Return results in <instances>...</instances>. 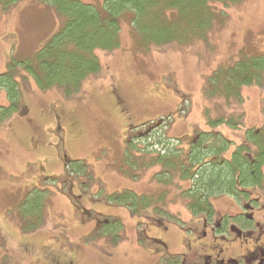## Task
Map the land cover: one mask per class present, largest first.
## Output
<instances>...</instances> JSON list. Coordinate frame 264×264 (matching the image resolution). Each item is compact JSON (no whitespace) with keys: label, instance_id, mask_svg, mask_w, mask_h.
Returning a JSON list of instances; mask_svg holds the SVG:
<instances>
[{"label":"rangeland","instance_id":"374dc122","mask_svg":"<svg viewBox=\"0 0 264 264\" xmlns=\"http://www.w3.org/2000/svg\"><path fill=\"white\" fill-rule=\"evenodd\" d=\"M76 1L103 10L102 0ZM10 2L0 0V75L10 70L23 90L17 113L0 127V264H181L188 240L210 238L220 260L242 264L238 257L252 245L264 246L261 191H251L256 201L249 209L229 198L210 200L218 216H253L255 235L244 240L234 231L231 239L211 232L219 220L201 223L203 215L191 214L184 195L189 181L178 164L196 133L221 134L230 152L248 130L264 126V74L236 86L237 94L228 80L235 63L264 55V0L227 8L207 40L162 47L142 48L126 13L119 18V47L94 51L100 70L69 93L40 89L26 70L27 63L38 68L36 56L61 19L38 0ZM7 104L0 89V106ZM236 119L241 123L232 126ZM147 134L155 138L142 137ZM165 137L181 150L178 159L158 160ZM64 169L85 184L78 209L59 192ZM124 192L136 195L132 208L122 204ZM111 195L120 198L108 203ZM36 196L45 199L42 217H28L22 204ZM144 230L163 239L161 251L149 246L155 244Z\"/></svg>","mask_w":264,"mask_h":264},{"label":"trees","instance_id":"16d2710c","mask_svg":"<svg viewBox=\"0 0 264 264\" xmlns=\"http://www.w3.org/2000/svg\"><path fill=\"white\" fill-rule=\"evenodd\" d=\"M38 1L58 15L62 25L36 56L38 68L27 63L26 70L40 89L57 88L69 93L72 87L78 90L88 76L100 70L94 51L110 52L119 47V18L126 13L132 15V31L142 48L151 45L162 47L183 44L194 38L207 40L215 24L225 18L227 8L244 0H102L103 10L76 0ZM263 74L264 55H260L235 63L228 80L237 94L236 86L258 82ZM0 89L8 99L6 107L0 106L1 127L17 113L23 87L9 70L0 75ZM238 122L241 123L236 119L232 126H237ZM194 136L184 161L178 163L183 179L189 181L184 195L191 214L211 219L214 214L212 198L223 197L237 204H253L256 200L249 199L251 191H261L264 195V126L248 130L241 144L230 152V142L219 133L199 132ZM159 144L162 148L159 161L180 157V150L173 143H167L163 138ZM170 163L174 165V161ZM169 168L173 169V166ZM76 174L82 175L81 172ZM82 184L81 181L79 186ZM122 197V204L131 208L137 199L132 192H124ZM117 198L120 196L111 195L107 201L115 203ZM44 201V196L32 197L22 204V208L28 217H42L43 206L41 204L39 208V205ZM30 209L33 214H30ZM222 223L225 230L228 229L222 233L227 232L231 239H234L231 236L234 231L242 233L244 240L255 235L256 223L241 214L225 216ZM190 230L194 232V229Z\"/></svg>","mask_w":264,"mask_h":264},{"label":"flooded vegetation","instance_id":"af4514ba","mask_svg":"<svg viewBox=\"0 0 264 264\" xmlns=\"http://www.w3.org/2000/svg\"><path fill=\"white\" fill-rule=\"evenodd\" d=\"M55 118H56V120H55ZM55 118H54V120H55L54 127L57 131H59L60 125H61V124H59V117L56 115ZM59 185H60L59 192L63 193V194H61L62 196H66L69 199V202L71 203V205L75 209H78L79 207L82 206V205H80V200H81V197L83 196L84 193H83V191L80 190L79 183L76 182L73 178L68 177L67 173L65 171H63V177L60 180ZM76 201H77V203H76ZM242 204L244 205V207H246V209H249L251 206V204H247L245 202H242ZM258 206H260L259 203H258ZM80 212H81L80 214H82V215H85L84 213H86V211L83 208H80ZM239 214H241L243 217H248L249 219H252L255 222L253 216L247 215V211L239 213ZM225 216L226 217H232L233 215L228 214V215H224V216L223 215L218 216L216 213V210H215L214 215L211 219H209L207 216H202V218L200 219L201 220L200 222L201 223H206V222L211 223L216 219V220H219V222L213 223V226L210 229L211 232L217 233L218 231H221V232L222 231H228V229L225 230V225L222 223V220ZM153 223L159 224L160 222L156 218L153 220ZM145 229H147V228L145 227ZM161 230L166 231V228H162ZM253 231H255V228ZM260 235L262 236L263 233H260ZM143 236L147 240L148 243H149V241H151L155 245L158 246V248H157V247H155V245L152 246L149 244V246H152L156 250L161 251L162 249H160L159 246L164 247L163 239L159 235L158 236H154V235L150 236V235H148L147 230H144ZM188 242H189V244L186 245L187 250L184 249L186 251V253L184 254V256L183 255L181 256V261H180L181 264H232L233 263V260H229V259L220 260L218 258V254L215 252L216 245H215V242L212 238H210V240L208 242H197L196 243V242H192L191 239L188 240ZM191 256H193L194 258L191 259L190 258ZM238 260L242 264H250L251 261L259 262L260 264H264V246L263 247L255 246L254 247L252 245V248L250 250H246L244 255L238 257ZM184 261L186 263H184ZM70 263H71V261L64 262L61 264H70Z\"/></svg>","mask_w":264,"mask_h":264},{"label":"bare ground","instance_id":"6f19581e","mask_svg":"<svg viewBox=\"0 0 264 264\" xmlns=\"http://www.w3.org/2000/svg\"><path fill=\"white\" fill-rule=\"evenodd\" d=\"M167 12V11H166ZM115 93V92H114ZM111 94V93H110ZM107 95H109V94H107ZM113 95V94H112ZM115 95V94H114ZM111 96V95H110ZM103 97V96H102ZM112 97V96H111ZM108 98V97H107ZM113 99V98H112ZM112 101V100H111ZM107 103V102H106ZM107 105H109V104H107ZM121 111V110H120ZM125 112V111H124ZM120 114V113H119ZM126 114V113H125ZM129 114H131V112L129 113ZM125 121V120H124ZM128 121H131V120H128ZM127 126V125H126ZM137 127V126H136ZM125 129V128H124ZM127 130V129H126ZM181 151V150H180ZM173 160V159H172ZM164 161V160H163ZM187 167V166H186ZM178 170V169H177ZM185 170V169H184ZM175 171V170H174ZM178 172V171H177ZM162 197V196H161ZM164 197V196H163ZM161 206V205H160ZM159 208V207H158ZM159 211V210H158ZM161 212V211H160ZM163 226V225H162ZM161 227V226H160ZM160 229V228H159ZM153 246V245H152ZM158 248V247H157ZM158 254V253H157ZM153 255V254H152ZM155 255V254H154Z\"/></svg>","mask_w":264,"mask_h":264}]
</instances>
